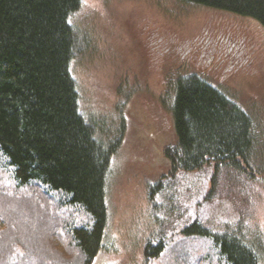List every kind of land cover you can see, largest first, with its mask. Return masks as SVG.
Segmentation results:
<instances>
[{
  "label": "trees",
  "instance_id": "1",
  "mask_svg": "<svg viewBox=\"0 0 264 264\" xmlns=\"http://www.w3.org/2000/svg\"><path fill=\"white\" fill-rule=\"evenodd\" d=\"M179 2L250 18L264 29V0ZM83 4L0 0V152L15 168L17 188L41 180L63 196L43 210L19 204L16 194L0 184V264H94L110 247L108 184L125 128L107 138L106 128L82 109L74 62L85 47L74 21ZM165 73L162 103L174 142L163 151L164 179L213 166V187L205 197L212 201L221 197L217 176L222 170L264 178V139L252 113L199 72L179 65ZM162 180L150 185L153 203L165 190ZM170 198L154 203L166 216L161 225L170 215L189 213L181 206L175 212L176 200ZM72 206L90 214L91 228L62 213ZM164 232L145 244V264L169 252ZM180 232L184 238L209 240L226 264H264L263 241L251 239L241 224L219 230L197 216ZM179 244L187 247L183 240ZM182 250L185 256L176 264H195Z\"/></svg>",
  "mask_w": 264,
  "mask_h": 264
},
{
  "label": "rangeland",
  "instance_id": "2",
  "mask_svg": "<svg viewBox=\"0 0 264 264\" xmlns=\"http://www.w3.org/2000/svg\"><path fill=\"white\" fill-rule=\"evenodd\" d=\"M179 1L84 0L75 17L85 47L74 62L82 109L106 128L107 138L125 128L108 184L110 247L94 264H145V244L163 229L170 250L149 264H176L185 256L182 249L195 264H226L209 240L182 236V227L197 216L219 230L241 224L251 239L264 243V178L222 170L217 176L221 197L212 201L205 197L213 187V166L164 179L163 151L174 142L162 103L169 66L182 65L224 87L252 113L264 139V29L250 18ZM8 163L0 152V184L19 204L44 210L63 197L41 180L17 188L15 168ZM158 180L166 186L155 202L165 204L171 197L175 212L181 206L189 213L159 223L166 216L149 199L150 185ZM62 213L76 225L93 226L80 206L63 207Z\"/></svg>",
  "mask_w": 264,
  "mask_h": 264
}]
</instances>
